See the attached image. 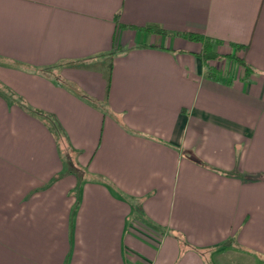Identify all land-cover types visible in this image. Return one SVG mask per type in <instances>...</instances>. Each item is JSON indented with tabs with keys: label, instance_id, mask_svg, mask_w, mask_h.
<instances>
[{
	"label": "crops",
	"instance_id": "0c3cea01",
	"mask_svg": "<svg viewBox=\"0 0 264 264\" xmlns=\"http://www.w3.org/2000/svg\"><path fill=\"white\" fill-rule=\"evenodd\" d=\"M146 24L251 71L208 78L201 42ZM103 51L107 92L92 63L54 69L100 107L34 71ZM0 82L92 175L59 173L50 128L0 93V264H264V0H0Z\"/></svg>",
	"mask_w": 264,
	"mask_h": 264
},
{
	"label": "trees",
	"instance_id": "16d2710c",
	"mask_svg": "<svg viewBox=\"0 0 264 264\" xmlns=\"http://www.w3.org/2000/svg\"><path fill=\"white\" fill-rule=\"evenodd\" d=\"M143 28L147 30L157 31V32H164V33H169V34L170 33L179 34L185 38L201 42L203 48L200 52L196 53V55L199 56L203 60L204 65H205V76L208 78L220 79L221 76L218 75L220 71L214 65L209 64V60L219 59L221 57H228L234 60L238 65L243 67L244 72H245V75H244L245 78L247 77L248 73L251 71V66L249 65L247 61H245V59L242 56H239L235 53H221L214 49V46L216 44L222 42L221 39L210 37L202 33L195 32V31H183V32L170 31V30L163 29L157 25H152V24H146L143 26ZM229 44L235 49L246 48L247 46V44L235 43V42H230ZM113 56H114V51H103V52L97 53L85 59H68V60L59 61L51 65L37 66V67H34V71H36L37 73H40L41 75L51 78L57 84L67 86L69 89L75 92L82 99L88 101L89 103L95 106L100 107L102 105L100 102L94 100L88 94H86L81 89H79L75 83L65 81L57 73V71L54 72V69H58L59 67L63 65L78 64L81 66H88V65H91L93 61L98 60V62H101L102 69L100 70H102L104 78H105L106 92H107L109 89L110 74H111V61H112ZM228 78L230 79L229 76H226L225 79H228ZM0 93L3 94L11 102H15L19 104L20 107L24 109L25 111H27L28 113L38 116L43 120V122L47 125V127L50 128L54 136V139L57 144L58 152L60 148L62 149V145L64 147V151L62 152H64L66 155H69L70 152L72 151L76 152V149L71 146L65 130L63 129L62 125L60 124V122L58 121V119L55 117L53 113H50L43 109L29 105L22 96L15 94V92H13L9 87L2 84L1 82H0ZM64 169L65 168H63V171ZM65 170L66 172H71L70 168L65 169ZM54 179H56V176L51 179L50 183L54 181ZM50 183H48L47 185H49Z\"/></svg>",
	"mask_w": 264,
	"mask_h": 264
},
{
	"label": "rangeland",
	"instance_id": "374dc122",
	"mask_svg": "<svg viewBox=\"0 0 264 264\" xmlns=\"http://www.w3.org/2000/svg\"><path fill=\"white\" fill-rule=\"evenodd\" d=\"M92 63H93L94 68H96V69H102L101 62H98V60L93 61ZM62 151H64L63 145H62V149L61 148L59 149L61 161L63 162V165H64L63 168H65V169H69L70 168V170H71L70 173L73 174L74 176H76L79 180L81 178L87 179V178H90L92 176L89 173L88 174L85 173V170L83 171L82 166L79 163H77V161L75 159V152L72 151V152H70L69 155H66ZM63 168H62L61 172H59V173L66 172L65 169L63 171ZM75 192L76 191H75V188H74L73 191H72L73 195L75 194Z\"/></svg>",
	"mask_w": 264,
	"mask_h": 264
}]
</instances>
